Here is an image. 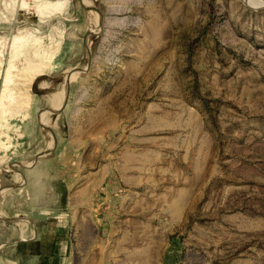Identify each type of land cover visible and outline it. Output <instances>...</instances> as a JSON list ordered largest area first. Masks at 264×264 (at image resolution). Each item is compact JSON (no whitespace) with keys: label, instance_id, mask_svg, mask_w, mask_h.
<instances>
[{"label":"rangeland","instance_id":"374dc122","mask_svg":"<svg viewBox=\"0 0 264 264\" xmlns=\"http://www.w3.org/2000/svg\"><path fill=\"white\" fill-rule=\"evenodd\" d=\"M47 1L0 0V100L16 38L56 45L32 82L16 52L14 98L0 105V214L21 221L38 204L46 222L72 226L46 187L25 202V174L51 158L114 160L119 174L132 160L152 177L124 201L125 221L137 200L146 227L138 246L125 232L120 264H264V0H69L40 16ZM76 99L80 151L66 156Z\"/></svg>","mask_w":264,"mask_h":264},{"label":"crops","instance_id":"0c3cea01","mask_svg":"<svg viewBox=\"0 0 264 264\" xmlns=\"http://www.w3.org/2000/svg\"><path fill=\"white\" fill-rule=\"evenodd\" d=\"M74 102L75 106L69 113L72 137L61 151L66 156L79 149L77 99ZM74 158H77V153H74ZM140 163L125 160L120 174L115 170L114 160L80 159L77 163L51 158L31 168L25 174L26 182L20 189L25 192V202L35 198L36 189L40 186L43 190L46 187L53 198L63 199L60 216L69 215L65 209L69 212L72 209L75 221L72 226L46 222L45 217L50 220V216L44 215L49 211L42 210L38 204L29 213L21 212L27 214L21 221H17L20 213L12 216L0 214V264H120L125 241L132 240L133 245L138 246L142 239L140 232L146 227V223H140L138 219L140 210L145 207L138 206L137 200L134 206L136 219L126 222L128 218L124 217L125 213L129 214V206L126 205L124 210V201L128 202L130 195L138 198L137 186L152 177L146 174ZM151 225L156 230V225ZM70 227L77 230L76 242L71 240ZM129 231L132 233L128 240L125 232ZM144 247L143 256L146 253Z\"/></svg>","mask_w":264,"mask_h":264},{"label":"bare ground","instance_id":"6f19581e","mask_svg":"<svg viewBox=\"0 0 264 264\" xmlns=\"http://www.w3.org/2000/svg\"><path fill=\"white\" fill-rule=\"evenodd\" d=\"M69 0H54V1H47V2H43L41 4H39L38 10H39V15L46 17L50 14H55V13H62L66 7V3ZM252 1V0H251ZM248 2L247 3L251 4L252 3ZM25 5V2H24ZM256 7H260L261 5H253ZM264 6V5H262ZM261 6V8H262ZM61 39L63 38V31L59 32ZM39 40L36 38L30 39V40H26L25 37H18L14 40L13 42V48L16 50H14V53L11 57V61L9 63V67L6 71V81H5V85H4V91H3V95L2 98L0 100V105H1V109H4L6 107V105H8L9 101L13 100V96L7 94V90L9 89V86L11 85V83L13 82V77H12V73H13V69L15 68V62L16 59L18 58V56L16 55V52H21V51H26V56H25V64H24V71H23V75H21L20 77L23 78H28L30 79V81H34V79L40 75H44L43 74V69H46V65L47 62L49 61L50 57L52 56V53L54 52V50L56 49L54 45V48H51L53 51L51 53V51L47 50H42V48H38L36 47L39 44ZM55 44V43H54ZM19 48V49H18ZM27 81V80H26ZM63 96L64 95H58L55 94L53 96V106L52 108H54L55 110H58L61 105L63 104ZM66 100V99H65ZM22 105L25 108H28L30 106V102L27 98L22 99ZM65 103V102H64ZM17 105V103H16ZM63 106V105H62ZM51 112V111H50ZM44 125H48L50 123V118L49 116L45 117L42 120ZM50 147H54V141L52 140L50 142Z\"/></svg>","mask_w":264,"mask_h":264},{"label":"water","instance_id":"95a60500","mask_svg":"<svg viewBox=\"0 0 264 264\" xmlns=\"http://www.w3.org/2000/svg\"><path fill=\"white\" fill-rule=\"evenodd\" d=\"M98 12H100V11H98ZM69 82H70V80L68 79V80H67L68 92H69ZM68 92H67V96H66L65 103L63 104V106H62L60 109L64 108V106L66 105L67 101L69 100ZM49 110H51V111H56V110L53 109V108H49ZM51 131H52L53 135L55 136V132L53 131V129H51ZM40 155H43V154H40Z\"/></svg>","mask_w":264,"mask_h":264}]
</instances>
